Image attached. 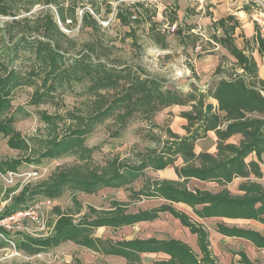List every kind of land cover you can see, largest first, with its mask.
Listing matches in <instances>:
<instances>
[{"label":"trees","instance_id":"obj_1","mask_svg":"<svg viewBox=\"0 0 264 264\" xmlns=\"http://www.w3.org/2000/svg\"><path fill=\"white\" fill-rule=\"evenodd\" d=\"M103 1L107 13H112L113 0ZM86 5L96 16L100 15L97 0H0V15L14 18L4 28H0L7 37V40H3L4 49L0 50V135L8 138V146L19 151L25 150V153L30 151L29 142L14 127L15 120L6 114L16 88L39 81L41 84L36 86L33 94V103L38 105L54 99L57 91L64 86L85 85V106L78 113H67L70 124L65 134L47 139L38 159L28 156L0 163V171L16 172L24 162L60 159L67 154L78 155L82 162L87 163L92 151L84 145V140L98 127L112 122L117 129L113 136L118 137L135 118L156 126V115L175 106L190 107V110L179 115L187 122L184 126L187 135L181 137L168 130L167 146L163 152H150L136 165L116 159L95 168H89L87 164L61 168L34 187H25L15 199L14 210L38 198L58 200L67 191L92 195L104 187H122L138 180L147 169L162 171L174 168L178 180L153 181L147 178L144 188L134 195L159 197L171 204L184 203L200 219H244L264 224V185L257 181L263 179L264 79L259 75V66L254 57L257 51L264 60V36L258 28L255 27L256 34L252 38L257 46L250 50L248 38L244 37L243 48L236 43L240 23L234 15L215 21V32L222 30L223 34H215L213 41L225 49L234 62L230 68L224 67L221 62L214 73L216 80L207 89L202 90L191 84L189 91L184 92L166 80L153 77L140 65L116 63L92 50L74 54L70 48L72 46L66 45V42L73 45V41L61 30L50 7L56 8L59 21L66 25L68 20L76 22L78 9ZM37 6L45 7L37 16L18 18L20 13H30ZM134 7L137 6L123 3L116 8L115 18L122 26L131 27L132 22L138 21L132 11ZM82 20L84 27H99L89 11L83 12ZM151 31L155 45L168 50L170 45L165 35L154 28ZM177 33L182 35L181 30ZM24 54L33 56L35 63L28 78L12 67L14 61ZM210 99L217 104L206 117L205 108ZM47 118L54 122V117ZM58 119L66 118L59 116ZM210 132L216 136V151H201L197 154L196 143L207 139ZM232 138H238V141L231 142ZM252 155L255 159L249 160ZM179 158L184 160V165H176ZM236 179L244 181L238 186V194H233L228 185ZM191 181L214 183L219 190L212 192L199 187L191 190ZM171 204L136 214L126 213L124 208L111 211L91 209L90 214L77 224L72 215L62 213L57 207L54 234L46 239L28 238L18 247L31 256L49 252L65 242L97 250V244L102 242L93 238L94 229L153 221L160 213H169L197 236L202 252L200 259L189 246L177 240L128 241L106 251L110 254L127 251L130 259L133 253L145 252H165L170 256L169 260L159 264H218L211 249L209 230ZM12 211L8 209L5 214ZM217 232L226 237L245 239L255 247L264 249V236L258 231L219 224ZM120 248L124 250H117ZM241 261L243 264H253L245 253L241 254Z\"/></svg>","mask_w":264,"mask_h":264},{"label":"rangeland","instance_id":"obj_2","mask_svg":"<svg viewBox=\"0 0 264 264\" xmlns=\"http://www.w3.org/2000/svg\"><path fill=\"white\" fill-rule=\"evenodd\" d=\"M97 1L101 9L100 15L96 16L90 6L86 5L85 8L78 9L77 21L71 23L68 20L66 25L59 21L56 8L50 7L51 14H54L61 30L73 41V45L68 42L66 45L72 46L70 48L74 54L79 51L92 50L116 63L140 65L153 77L166 80L174 88H181L184 92L189 91L191 84H195L202 90L207 89L216 80L214 73L218 65L222 62L224 67L230 68L234 62L225 49L220 45H214L213 36L215 34L222 36L223 34L222 30L215 32L214 22L228 16L227 14L237 13L238 7L242 8L240 0H235L232 3L222 1L218 2L216 6L210 5L203 8L185 0H113L111 1L112 13L110 14L107 13L104 1ZM123 3L126 6H137L132 11L138 21L132 22L131 27L122 26L115 18L116 8ZM44 8L37 6L30 13H20L18 18L37 16ZM85 10L93 14L99 27L95 29L83 26L82 16ZM247 15L248 18L245 15L244 19L248 23H252V17L249 13ZM234 16L237 18L236 15ZM12 19L14 18L0 15V28H4L7 22ZM239 22L236 43L243 48L245 33L241 21ZM173 25L177 27L175 33L169 32L167 29V26L171 28ZM153 28L161 35H165L170 45L168 50L160 49L152 41L151 30ZM179 30L182 31L181 36L177 33ZM3 40H7V37L0 31V50L4 49ZM249 40L250 50H254L257 45L252 39ZM197 47L199 48L197 49ZM34 65L33 56L24 54L14 61L12 67L28 78ZM193 70L195 74H193ZM40 84L37 81V84L27 83L16 88L11 96V107L6 113L15 120V129L29 142L30 151L25 153V150L11 149L7 143L8 138L0 135V163L28 156L38 159L47 139L65 134L70 124L67 113H78L85 106V96L83 95L85 85L78 84L73 87L64 86L57 91L54 99L35 105L33 94L36 86L39 87ZM209 102L212 100L210 99ZM214 104L216 106L217 103ZM187 110H190V107L175 106L160 112L154 119L156 126H152L140 118H135L127 128L121 131L118 137L113 136L117 130L116 127L112 122H107L84 140V145L92 151L91 159L87 163L82 162L78 155L67 154L60 159H41L33 163L24 162L15 172L17 175H13V177L7 175L10 171L6 173L0 171V219L16 211L14 210L15 199L25 187H34L47 180L61 168L76 164H87L89 168H95L96 166H105L108 161L116 159L122 163L136 165L142 157L150 152L162 153L167 146L168 130L181 137L187 135L184 129L186 123L184 125L179 116L181 112ZM47 116L54 117V122L48 120ZM59 116H65L66 119L59 120ZM237 141L238 139H236ZM214 145L212 140L207 138L196 143L195 151L212 153ZM176 165H184V160L179 158ZM147 178L153 181L178 180L174 168L162 171L147 169L138 180L122 187H104L92 195L67 191L61 198L53 201V208L49 210L47 233L35 234L37 232H34V225L28 222L19 224L12 230H4L0 227V232L4 235V237H0V264L26 262L33 264H159L169 260L170 256L165 252L133 253L132 259L127 251L120 254L107 252L114 245L119 247L118 243L151 239L180 241L189 246L193 254L200 259L202 252L197 236L169 213H160L159 217L153 221L94 229L93 238L102 242L97 244V250L73 242L60 243L49 252L34 256L19 249L18 244L28 238L46 239L54 234V226L58 218L55 211L57 207L62 213L72 215L77 224L87 214H90L91 209L111 211L124 208L126 213L136 214L140 211L152 210L163 204H171L159 197L147 198L143 195L139 197L134 195L144 188L143 185ZM235 186H230L233 192H236ZM195 187L212 192L219 190V187L214 183L202 184L191 181L189 188L193 190ZM171 205L178 211L188 214L195 222L206 228L214 230L219 225L216 224L215 219L201 220L193 209L184 203ZM8 209L14 211L5 214ZM212 235L210 242L213 253L218 258V264H237L238 260L241 261V254L244 252L240 251L246 252L243 245H238L234 241H229L227 244L222 237ZM117 250L121 251L124 248ZM17 253L21 255L18 256Z\"/></svg>","mask_w":264,"mask_h":264},{"label":"built area","instance_id":"obj_3","mask_svg":"<svg viewBox=\"0 0 264 264\" xmlns=\"http://www.w3.org/2000/svg\"><path fill=\"white\" fill-rule=\"evenodd\" d=\"M192 5L203 8L204 6H216L218 2L226 1L232 3L235 0H185ZM239 1V0H237ZM245 5H242L241 10L249 13L252 17V23L258 28L261 34H264V0H243ZM241 2V0H240ZM240 10V11H241ZM169 32L175 33L177 27L173 25L171 28L167 26ZM214 45H216L214 43ZM217 46V45H216ZM199 47H197L198 49ZM7 175L13 177L17 175L15 172H9ZM3 176V174H1ZM5 177V175L3 176ZM53 208V200L43 198L37 199L25 206L18 208L15 212L0 219V227L4 230H12L19 224L22 225L25 222L34 225L35 234L47 233L48 231V219L49 210ZM0 237H4L0 232ZM18 256L21 254L17 253Z\"/></svg>","mask_w":264,"mask_h":264},{"label":"crops","instance_id":"obj_4","mask_svg":"<svg viewBox=\"0 0 264 264\" xmlns=\"http://www.w3.org/2000/svg\"><path fill=\"white\" fill-rule=\"evenodd\" d=\"M242 5H245L244 1L241 0L240 2ZM239 11L237 13H234L232 15H236L237 19L239 21H241V24L243 25L242 28L244 30L245 33V37L248 39H252L255 36V25L253 23H248L247 20L244 19L245 15L248 18V15L246 14L245 11L241 10L240 7H238ZM241 10V11H240ZM229 11V10H227ZM231 14V13H230ZM229 15V14H227ZM246 18V19H247ZM240 23V22H239ZM240 31V30H239ZM238 35V33H237ZM264 36V34H262ZM238 45V44H237ZM244 47V46H243ZM241 48V47H240ZM254 57L258 63L259 66V74L260 77L262 79H264V60L260 57V55L258 54V52L256 51V53L254 54ZM198 76H200V74L197 73ZM190 81V80H189ZM212 102L216 103V101ZM180 120L183 122V124L185 125V123L187 124L185 119L180 118ZM210 138L213 142V144H216V136L213 132H210L208 134V137ZM236 139L238 138H232L230 141L231 142H236ZM216 151V147L214 145L213 150H211L212 153H214ZM201 150H199L198 152H196L197 154L200 153ZM254 155H252L249 160L255 159V156L253 158ZM261 168L263 171V179L261 180H257L259 183H262L264 185V158H263V162L261 164ZM239 181V182H237ZM244 180L242 179H236L234 180L231 184L228 185V189L233 193V194H238V186L243 182ZM236 185V192H233L230 189V186H234ZM211 219H215L217 222L216 224H225L228 227H239V228H249L255 231L260 232L263 236H264V224L254 221V220H244V219H226V218H211ZM201 220H207V219H201ZM209 220V219H208ZM218 227V226H217ZM217 227L213 229H209V233H210V237L212 238V234L218 235L219 237H222V239L228 244L229 241H234V243L238 244V245H243L242 247H244L246 249L245 251H240V252H244L247 257L249 258V260L253 263V264H264V249H259L257 247H255L251 242L245 240V239H241V238H234V237H226L220 233L217 232ZM206 228V227H205ZM211 249L213 251L212 245H211ZM239 252V254H240ZM213 256L217 259L218 258L215 256V254L213 253ZM222 263V262H221ZM232 264V263H230ZM237 264H242L240 260H238Z\"/></svg>","mask_w":264,"mask_h":264},{"label":"water","instance_id":"obj_5","mask_svg":"<svg viewBox=\"0 0 264 264\" xmlns=\"http://www.w3.org/2000/svg\"><path fill=\"white\" fill-rule=\"evenodd\" d=\"M215 106V104L213 102H210L207 104L206 108H205V115L206 117H208L213 109V107Z\"/></svg>","mask_w":264,"mask_h":264}]
</instances>
